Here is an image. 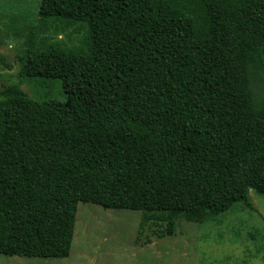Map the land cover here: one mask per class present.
<instances>
[{
    "label": "trees",
    "instance_id": "obj_1",
    "mask_svg": "<svg viewBox=\"0 0 264 264\" xmlns=\"http://www.w3.org/2000/svg\"><path fill=\"white\" fill-rule=\"evenodd\" d=\"M37 17L84 36L16 58L63 102L0 89V255L67 258L78 204L162 214L171 236L264 197V0H39Z\"/></svg>",
    "mask_w": 264,
    "mask_h": 264
},
{
    "label": "rangeland",
    "instance_id": "obj_2",
    "mask_svg": "<svg viewBox=\"0 0 264 264\" xmlns=\"http://www.w3.org/2000/svg\"><path fill=\"white\" fill-rule=\"evenodd\" d=\"M39 0H0V89L19 84L37 102H63L58 80L19 82L16 58L45 38L77 47L84 31L41 28ZM45 44V43H44ZM44 46V45H43ZM6 65L11 69H7ZM252 208L236 203L200 223L178 220L164 234L166 218L128 210L78 204L70 254L64 259L0 255V264H264V197L249 193Z\"/></svg>",
    "mask_w": 264,
    "mask_h": 264
}]
</instances>
